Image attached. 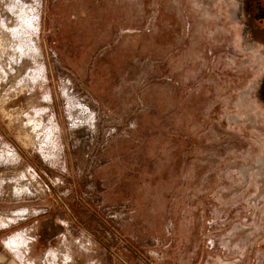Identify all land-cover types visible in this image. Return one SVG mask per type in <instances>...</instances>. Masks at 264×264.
Segmentation results:
<instances>
[{
    "label": "rangeland",
    "instance_id": "1",
    "mask_svg": "<svg viewBox=\"0 0 264 264\" xmlns=\"http://www.w3.org/2000/svg\"><path fill=\"white\" fill-rule=\"evenodd\" d=\"M251 3L0 0V240L29 264H264Z\"/></svg>",
    "mask_w": 264,
    "mask_h": 264
},
{
    "label": "crops",
    "instance_id": "2",
    "mask_svg": "<svg viewBox=\"0 0 264 264\" xmlns=\"http://www.w3.org/2000/svg\"><path fill=\"white\" fill-rule=\"evenodd\" d=\"M41 241L43 240H40V242ZM33 246L36 249L37 247H42L39 242L36 244L33 243ZM31 260V258L27 259L24 257L19 250L15 249V247H12L11 244H9V241L0 240V264H29Z\"/></svg>",
    "mask_w": 264,
    "mask_h": 264
},
{
    "label": "flooded vegetation",
    "instance_id": "3",
    "mask_svg": "<svg viewBox=\"0 0 264 264\" xmlns=\"http://www.w3.org/2000/svg\"><path fill=\"white\" fill-rule=\"evenodd\" d=\"M251 4L254 22L264 33V0H252Z\"/></svg>",
    "mask_w": 264,
    "mask_h": 264
}]
</instances>
